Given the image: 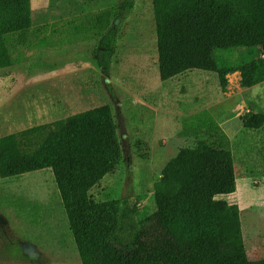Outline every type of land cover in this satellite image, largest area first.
Instances as JSON below:
<instances>
[{
  "label": "trees",
  "instance_id": "1",
  "mask_svg": "<svg viewBox=\"0 0 264 264\" xmlns=\"http://www.w3.org/2000/svg\"><path fill=\"white\" fill-rule=\"evenodd\" d=\"M134 0L95 14L94 57L109 72ZM160 79L189 70L215 72L223 90L228 73L240 84L264 82V0H153ZM48 30V25H43ZM31 0H0V69L24 60L11 44L32 47ZM203 114L186 126L219 135L183 147L154 183L156 211L138 216L127 199L94 201L92 187L123 159L113 110L103 104L65 118L0 136V177L52 169L82 264H264L247 253L240 207L220 198L236 191L235 157L220 125ZM260 128L264 113L243 115ZM212 132V133H213ZM227 138V139H225Z\"/></svg>",
  "mask_w": 264,
  "mask_h": 264
},
{
  "label": "rangeland",
  "instance_id": "2",
  "mask_svg": "<svg viewBox=\"0 0 264 264\" xmlns=\"http://www.w3.org/2000/svg\"><path fill=\"white\" fill-rule=\"evenodd\" d=\"M122 1L31 0L32 29L48 30L35 33L30 48L11 40L28 61L0 69V136L110 104L123 159L89 195L127 199L138 216L149 215L167 162L200 138L219 142L213 131L197 135L186 126L204 113L226 133L235 157L236 191L219 197L240 207L249 258H264V124L243 123L248 111L264 113V82L243 87L240 73L229 72L223 90L215 72L196 69L162 81L153 0H134L118 21V47L105 73L94 57L99 35L88 23ZM30 73L42 80L18 87L17 78ZM0 264H82L52 169L0 177Z\"/></svg>",
  "mask_w": 264,
  "mask_h": 264
},
{
  "label": "crops",
  "instance_id": "3",
  "mask_svg": "<svg viewBox=\"0 0 264 264\" xmlns=\"http://www.w3.org/2000/svg\"><path fill=\"white\" fill-rule=\"evenodd\" d=\"M26 61H28V60L24 59L22 62L17 63L15 65H12V66L7 67V68H14L16 66H20L21 64H25ZM35 73L28 74L26 79H24L23 77L17 78V86L20 87V88L22 87V88H26L27 89V88L35 85L37 82H40L42 80V78L41 77H39V78L36 77L37 75ZM43 116H45V115H43Z\"/></svg>",
  "mask_w": 264,
  "mask_h": 264
}]
</instances>
